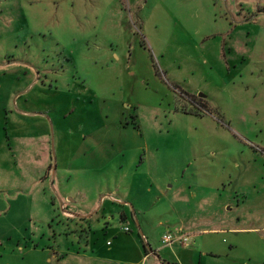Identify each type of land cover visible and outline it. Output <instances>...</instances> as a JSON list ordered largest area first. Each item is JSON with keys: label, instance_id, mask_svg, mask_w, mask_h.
Segmentation results:
<instances>
[{"label": "rangeland", "instance_id": "rangeland-1", "mask_svg": "<svg viewBox=\"0 0 264 264\" xmlns=\"http://www.w3.org/2000/svg\"><path fill=\"white\" fill-rule=\"evenodd\" d=\"M121 149L160 259L264 264V0H0V264H66L85 233L62 169ZM129 219L114 243L143 254ZM180 225L193 244L165 251Z\"/></svg>", "mask_w": 264, "mask_h": 264}, {"label": "crops", "instance_id": "crops-1", "mask_svg": "<svg viewBox=\"0 0 264 264\" xmlns=\"http://www.w3.org/2000/svg\"><path fill=\"white\" fill-rule=\"evenodd\" d=\"M111 153L112 152L107 153L106 154L107 157L102 158L101 161L94 162L95 160H97V158L93 153V151H89L88 153H83L81 155V158L85 159L84 163H81L78 166H72L69 165L70 164L69 161H66L62 169L65 174L64 180L70 182L75 180V183L79 186L77 191H75L76 197L73 199L74 206L78 209L79 213L75 214L72 211L71 212L64 211L63 217L69 219L72 222H75L74 225L75 228L80 229L81 232L85 233V238L83 239H81V237L77 238L75 243H73L74 245H71V247H66L62 251L63 254L62 259H68L66 264H84V263L96 264L95 262H99V261L103 262L100 264H174V262L172 261L178 258L177 256L178 251L172 254L174 257L173 260L171 259V255H164L163 259H160L159 255L156 254L155 250H151V247L149 243H147L145 237L141 235L143 233L141 231V225L137 220V215L138 217H140V215L143 216L144 213H141L139 211L140 205L137 203L136 200H132L130 202L131 209L128 212L129 203L126 202L128 200V194H126L127 192L123 191V187H120L121 185H123L121 184L122 176L121 174L118 173H122L121 170L123 169L124 166L123 162L126 161L125 153L122 151V149L117 152L115 151V153L112 154ZM114 163L117 164V168H118L117 170L115 169ZM68 171H71L72 175ZM116 173L118 174L117 176L115 175V177H111L112 174H116ZM89 182H94L101 187L103 186H108V188L109 186L112 187V190H110V192L112 194H115L112 201L123 207H117L115 204H113L115 206L111 208L110 206H106V208H103L101 212H98V210H94L96 207V196L91 195L90 191L84 190L87 186H90ZM112 182L113 185L111 186L110 183ZM63 191L61 192L64 194ZM69 200L71 201V199ZM98 202L100 205L103 204L104 196L100 197ZM112 212L114 214H111ZM108 213H110L111 215H109ZM74 217L79 218L78 223L75 221L76 219ZM99 217L102 218L103 220L102 222L98 221ZM94 218H96L97 222L94 221ZM129 218H131L132 220L131 222L133 223V226L137 228V232L140 233V236L143 237L144 241L142 243H146L147 251L144 252L143 254L136 250L134 251V253L132 252V254L129 255L128 250H126L125 248L124 249L121 248V243L119 244V246L117 245L118 242L114 243L117 237H119L120 240L123 239V236L121 235H124V233L126 232L123 231L122 227L126 226L124 225V222L129 221L130 220ZM88 220H92L93 222L88 223L87 225L88 232H86L85 227H82L81 224L86 223ZM175 228L184 229L182 225L177 226ZM77 229L74 230L76 231ZM130 229L133 232L132 227ZM102 232H104L105 235L108 234L110 236L109 237L110 239L106 240V242L110 240V244L106 243L109 246H107L104 251L101 250L100 246L97 245V242H95L91 236V233L99 234ZM130 240L132 239L130 238ZM193 241L194 240H192L190 244L191 243L193 244ZM190 244L186 246H182L178 244H176L177 246L176 245L172 246L170 244L166 247L162 246V249H164L165 251H173L177 249L178 246L179 248L186 249L187 247H189ZM121 251H122L121 254H124L125 258L120 257ZM195 253H197L198 256L197 263L199 264L200 262L202 263L201 253L199 252H195Z\"/></svg>", "mask_w": 264, "mask_h": 264}, {"label": "built area", "instance_id": "built-area-1", "mask_svg": "<svg viewBox=\"0 0 264 264\" xmlns=\"http://www.w3.org/2000/svg\"><path fill=\"white\" fill-rule=\"evenodd\" d=\"M123 231L126 233L132 232L128 226H123ZM191 241L192 236L186 233L182 228L168 229L160 236V242L163 245L177 243L179 245L186 246L190 244ZM107 244H110V241H108Z\"/></svg>", "mask_w": 264, "mask_h": 264}, {"label": "trees", "instance_id": "trees-1", "mask_svg": "<svg viewBox=\"0 0 264 264\" xmlns=\"http://www.w3.org/2000/svg\"><path fill=\"white\" fill-rule=\"evenodd\" d=\"M142 247H143L144 252H146L147 251V249H146V243H142Z\"/></svg>", "mask_w": 264, "mask_h": 264}]
</instances>
